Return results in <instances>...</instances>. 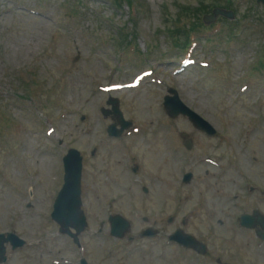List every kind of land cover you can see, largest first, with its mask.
I'll return each mask as SVG.
<instances>
[{
  "label": "rangeland",
  "instance_id": "rangeland-1",
  "mask_svg": "<svg viewBox=\"0 0 264 264\" xmlns=\"http://www.w3.org/2000/svg\"><path fill=\"white\" fill-rule=\"evenodd\" d=\"M126 1L0 0V233L26 242L6 264H264V243L251 252L252 232L233 226L243 213L264 215V7L132 0L133 16ZM184 50L192 63L174 73ZM115 83L129 87L107 93ZM170 89L218 138L166 115ZM108 98L135 125L110 141L106 128L119 125L102 114ZM68 149L83 156L79 249L49 218ZM109 215L131 225L122 240L109 235ZM146 228L160 235L142 240ZM178 228L206 256L169 245Z\"/></svg>",
  "mask_w": 264,
  "mask_h": 264
},
{
  "label": "water",
  "instance_id": "water-1",
  "mask_svg": "<svg viewBox=\"0 0 264 264\" xmlns=\"http://www.w3.org/2000/svg\"><path fill=\"white\" fill-rule=\"evenodd\" d=\"M258 3L264 5V0H256ZM222 14L225 17H231L230 13L224 14L223 12L215 11L214 15ZM213 19V18H212ZM175 103V98H167L165 100L164 107L168 112L169 116L177 115L178 111H182L184 115H187L188 118L197 128L209 127V125L197 117L194 113L187 110L185 107L181 106L180 110L179 105L173 106ZM114 112L117 113V109L114 108ZM128 124L120 122V131L125 129ZM109 133L116 134V131L113 128L109 129ZM65 176H64V185L59 194L57 203L55 205V210L53 213V218L58 221L61 227L67 229L69 225H72V228L75 230L76 234H79L84 228V219L78 213L79 207V179H80V158L78 157L77 152L69 151L67 156L63 159ZM246 219V218H243ZM111 223V235L114 237H122L123 233L128 229L129 225L120 217H115L110 219ZM175 239V237H172ZM2 236H0V240ZM177 241L185 247L193 246L192 239L187 236L176 237ZM20 243H15L14 246H18ZM3 248L0 245V261L3 259Z\"/></svg>",
  "mask_w": 264,
  "mask_h": 264
},
{
  "label": "flooded vegetation",
  "instance_id": "flooded-vegetation-1",
  "mask_svg": "<svg viewBox=\"0 0 264 264\" xmlns=\"http://www.w3.org/2000/svg\"><path fill=\"white\" fill-rule=\"evenodd\" d=\"M217 264H223L218 259L215 260Z\"/></svg>",
  "mask_w": 264,
  "mask_h": 264
},
{
  "label": "trees",
  "instance_id": "trees-1",
  "mask_svg": "<svg viewBox=\"0 0 264 264\" xmlns=\"http://www.w3.org/2000/svg\"><path fill=\"white\" fill-rule=\"evenodd\" d=\"M127 2V1H126ZM128 3V2H127Z\"/></svg>",
  "mask_w": 264,
  "mask_h": 264
}]
</instances>
